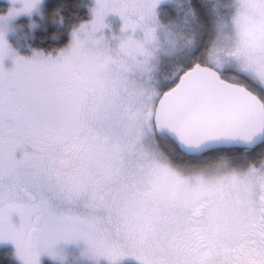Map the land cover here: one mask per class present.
I'll use <instances>...</instances> for the list:
<instances>
[{
    "label": "snow or ice",
    "instance_id": "obj_1",
    "mask_svg": "<svg viewBox=\"0 0 264 264\" xmlns=\"http://www.w3.org/2000/svg\"><path fill=\"white\" fill-rule=\"evenodd\" d=\"M90 12L30 57L0 30V241L22 264L80 241L94 264H264V0Z\"/></svg>",
    "mask_w": 264,
    "mask_h": 264
},
{
    "label": "rangeland",
    "instance_id": "obj_2",
    "mask_svg": "<svg viewBox=\"0 0 264 264\" xmlns=\"http://www.w3.org/2000/svg\"><path fill=\"white\" fill-rule=\"evenodd\" d=\"M45 1L46 0H40L38 9H34L31 13L20 12L16 15L10 16L8 15L9 9L20 8L22 6L21 0H0V8L4 7L5 9L4 12H0V17H2V19H0V30L4 31L5 39L9 45L15 49L17 54L25 57H30L32 55L34 49H31L28 53L21 52L27 47L24 40L25 34L29 33L37 25V20L36 18H33V16H39L42 13ZM90 2L92 5L94 0H90ZM20 17L21 19H18V22L16 19ZM105 19L106 23L109 25V27L104 29L105 35H109L112 32L119 33L120 25L122 24L120 17L116 14L110 13ZM3 64L5 67H11L13 64L12 57H4ZM0 247L10 248L13 252V258L18 264H22L15 254V245L11 241H0ZM57 248L61 250V256L53 258L48 254L43 253L39 257L40 264H94V261L82 254V250L85 248L83 241L68 243L60 242L57 245ZM100 264H108V262L101 259ZM121 264H130V262L126 258L121 261Z\"/></svg>",
    "mask_w": 264,
    "mask_h": 264
},
{
    "label": "trees",
    "instance_id": "obj_3",
    "mask_svg": "<svg viewBox=\"0 0 264 264\" xmlns=\"http://www.w3.org/2000/svg\"><path fill=\"white\" fill-rule=\"evenodd\" d=\"M90 6V0H46L42 13L33 16L37 25L25 34L27 47L20 51L28 53L31 49H42L47 52L65 46L72 27L81 20L90 19ZM4 11L1 7L0 12ZM0 264H18L10 248L0 247Z\"/></svg>",
    "mask_w": 264,
    "mask_h": 264
},
{
    "label": "flooded vegetation",
    "instance_id": "obj_4",
    "mask_svg": "<svg viewBox=\"0 0 264 264\" xmlns=\"http://www.w3.org/2000/svg\"><path fill=\"white\" fill-rule=\"evenodd\" d=\"M20 153H19V150L17 151V155H19ZM12 220H13V222H17L18 221V217L17 216H15V215H13V217H12ZM12 252V251H11ZM12 255H13V252H12ZM16 261V260H15ZM17 262V261H16ZM18 263V262H17Z\"/></svg>",
    "mask_w": 264,
    "mask_h": 264
}]
</instances>
